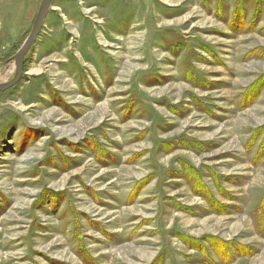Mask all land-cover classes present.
I'll use <instances>...</instances> for the list:
<instances>
[{"label":"rangeland","instance_id":"1","mask_svg":"<svg viewBox=\"0 0 264 264\" xmlns=\"http://www.w3.org/2000/svg\"><path fill=\"white\" fill-rule=\"evenodd\" d=\"M43 0H0V85ZM0 264H264V0H53L0 94Z\"/></svg>","mask_w":264,"mask_h":264},{"label":"water","instance_id":"2","mask_svg":"<svg viewBox=\"0 0 264 264\" xmlns=\"http://www.w3.org/2000/svg\"><path fill=\"white\" fill-rule=\"evenodd\" d=\"M52 2L53 0H43L42 1L37 18L33 25L32 31L29 37L27 38V40L25 41V43L23 44L22 48L19 50V52L16 54L14 58L15 63H16L15 77L10 82L0 85V94L3 92H6L7 90L17 85L19 81L22 79V76L24 73V63H25L26 55L29 52V50L35 45L38 39V36L41 32V29L44 25L46 17L51 8Z\"/></svg>","mask_w":264,"mask_h":264}]
</instances>
